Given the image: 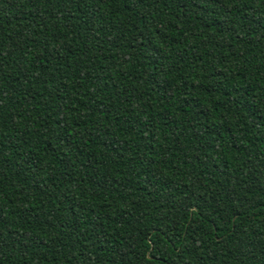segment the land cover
<instances>
[{
    "label": "trees",
    "instance_id": "1",
    "mask_svg": "<svg viewBox=\"0 0 264 264\" xmlns=\"http://www.w3.org/2000/svg\"><path fill=\"white\" fill-rule=\"evenodd\" d=\"M0 264H264V0H0Z\"/></svg>",
    "mask_w": 264,
    "mask_h": 264
}]
</instances>
